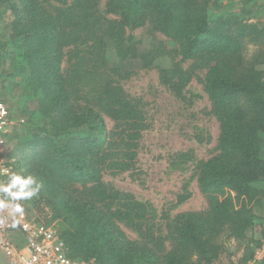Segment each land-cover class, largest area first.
I'll use <instances>...</instances> for the list:
<instances>
[{"label": "trees", "instance_id": "trees-1", "mask_svg": "<svg viewBox=\"0 0 264 264\" xmlns=\"http://www.w3.org/2000/svg\"><path fill=\"white\" fill-rule=\"evenodd\" d=\"M209 6L210 0H105L114 16L105 18L94 0H0L11 14L0 59L20 53L22 86L47 119L16 150L28 156L34 201L50 206L71 257L89 264H215L228 240L245 238L260 192L254 184L264 182V27L236 14L212 18ZM147 23L176 47L124 43L126 30ZM164 56L171 64L160 68V80L177 93L205 69L203 88L219 122L214 154L196 165L207 206L172 216H157L148 203L102 182L106 173L134 167L145 129L138 100L117 80ZM187 60L194 64L182 69Z\"/></svg>", "mask_w": 264, "mask_h": 264}, {"label": "rangeland", "instance_id": "rangeland-1", "mask_svg": "<svg viewBox=\"0 0 264 264\" xmlns=\"http://www.w3.org/2000/svg\"><path fill=\"white\" fill-rule=\"evenodd\" d=\"M94 2L100 16L114 17L108 13L105 0ZM263 5L261 0H210L209 11L212 18L236 14L245 23L264 27ZM10 19V12L0 8L1 41L8 38ZM124 40L127 45L149 46L152 41H163L170 49L176 47L172 39L154 31L149 23L126 30ZM12 48L14 47L10 44L8 49ZM111 53L112 60L117 59L116 54L113 51ZM13 54L0 59V100L7 104L14 121L6 144L0 151V159L12 170L6 179L9 186L12 185L22 192H30L35 199L38 193L32 192L26 179L30 177L25 170L28 156L19 154L16 147L18 143L31 137L37 131L36 128L46 125L47 119L35 108L36 96L32 92H25L22 86L25 74L20 71L22 59L17 51ZM174 59L179 61L180 56ZM69 61L68 56H65L64 69L69 66ZM170 64V57H160L156 59L154 66L138 68L129 77L117 80L129 98L138 100L146 118L145 129L138 143L137 162L134 167L116 175L106 173L102 178L104 184L115 190L148 203L157 216L162 213L172 216L185 210L199 211L206 208L207 201L197 185L196 165L214 154L219 134V122L211 113V104L203 88L205 69H196L191 81L177 93L160 80V68ZM179 64L182 69H189L194 60ZM104 117L107 127L112 128L113 119L106 115ZM20 119L23 121L20 122ZM21 172H24L23 176ZM254 185L260 192L254 198L255 215L252 224L243 240L226 242L225 251L215 264H243L253 261V255H258L264 244V182L259 181ZM42 203L47 210L40 208ZM42 203L34 201V210L31 213L38 214L58 230L60 225L53 218L50 206L43 201ZM160 222L164 223L163 220ZM121 225L131 238L137 237L132 228ZM255 241L260 244L257 245ZM14 242L18 246L24 243ZM254 263L264 264L263 260H256Z\"/></svg>", "mask_w": 264, "mask_h": 264}, {"label": "built area", "instance_id": "built-area-1", "mask_svg": "<svg viewBox=\"0 0 264 264\" xmlns=\"http://www.w3.org/2000/svg\"><path fill=\"white\" fill-rule=\"evenodd\" d=\"M23 119H20L22 122ZM14 123L7 104L0 100V151L5 146ZM0 159V251L8 264H89L71 257L58 230L38 214L31 213L34 198L30 192L9 186L6 179L12 170ZM45 211L44 203L40 208ZM51 216V215H50ZM17 229L24 237L21 246L15 244L10 232ZM264 253V244L260 250ZM243 264H252L247 261Z\"/></svg>", "mask_w": 264, "mask_h": 264}, {"label": "crops", "instance_id": "crops-1", "mask_svg": "<svg viewBox=\"0 0 264 264\" xmlns=\"http://www.w3.org/2000/svg\"><path fill=\"white\" fill-rule=\"evenodd\" d=\"M262 1V4H264V0H261ZM262 8V6H261ZM263 8H264V5H263ZM10 236L13 238V240H15L16 242H19V243H22L24 242V239H23V235L21 234L20 231H18L17 229H14L10 232ZM23 239V240H22ZM259 254H254V258L252 259V264L256 261V260H262L263 259V256H264V253L262 251H259L258 252ZM0 264H8L7 263V259L6 257L4 256V254L0 251ZM255 264V263H254Z\"/></svg>", "mask_w": 264, "mask_h": 264}]
</instances>
